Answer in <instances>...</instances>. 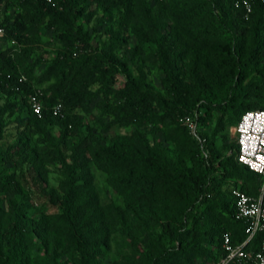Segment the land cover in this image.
I'll use <instances>...</instances> for the list:
<instances>
[{
  "label": "trees",
  "instance_id": "1",
  "mask_svg": "<svg viewBox=\"0 0 264 264\" xmlns=\"http://www.w3.org/2000/svg\"><path fill=\"white\" fill-rule=\"evenodd\" d=\"M56 1L0 0V140L13 117L20 127L17 149L0 151V264H118L105 258L122 226L115 245L126 264L219 260L226 234L234 244L246 239L232 189L256 195L261 186L238 162L236 140L226 155L216 137L246 111L264 110V1ZM155 69L161 93L149 81ZM35 88L41 117L29 102ZM57 103L63 116L52 112ZM113 126L133 130L104 144ZM91 163L123 207L100 198ZM26 165L34 175L25 195L38 185L47 196L32 200V215L10 188ZM51 166L64 175L57 187L43 185ZM263 238L247 247L260 250Z\"/></svg>",
  "mask_w": 264,
  "mask_h": 264
},
{
  "label": "built area",
  "instance_id": "2",
  "mask_svg": "<svg viewBox=\"0 0 264 264\" xmlns=\"http://www.w3.org/2000/svg\"><path fill=\"white\" fill-rule=\"evenodd\" d=\"M45 1L57 6L56 0ZM245 7L249 13L251 7L248 2L245 3ZM1 11L2 7L0 13ZM5 37L6 29L0 23V39ZM24 79L22 76L21 80ZM40 94V89L35 88L29 95L31 108L38 117L42 116L44 109ZM52 112L56 116H63L64 106L57 103L53 106ZM183 120L189 124L192 132L196 133L197 124L192 118L187 116ZM233 129L238 145L237 160L260 176L261 186L256 195L248 194L239 187L232 189V196L235 199L234 217L245 224L246 239L240 244H234L231 236L226 234L222 242L224 256L212 264H264V238L260 250L254 251L247 247L258 233L264 234V110L246 111Z\"/></svg>",
  "mask_w": 264,
  "mask_h": 264
},
{
  "label": "rangeland",
  "instance_id": "3",
  "mask_svg": "<svg viewBox=\"0 0 264 264\" xmlns=\"http://www.w3.org/2000/svg\"><path fill=\"white\" fill-rule=\"evenodd\" d=\"M169 4H173L175 0H170ZM13 11L12 8L7 10V13L10 14ZM3 15V11L0 13V17ZM91 28V27H90ZM136 39L132 38L130 42L128 43V46H134L136 44ZM94 43H97V39H94ZM5 42H0V46H4ZM55 45L50 35L45 36V44L44 48L48 50L54 49ZM129 69L135 74L136 65L134 63H129ZM162 78L163 75L159 71V69L153 70L149 74V81L151 83L152 91L155 93H161L162 92ZM4 103V97L0 95V104ZM14 122V117L10 119V121L5 125L4 131L6 134V138L0 140V151H10L14 152L17 149V142L19 140V132L18 128H20L16 123ZM88 127L94 129V131L97 134H100V127L96 126L95 124H92L91 122L88 124ZM57 128L54 129V132H57ZM133 128H124L119 126H113L112 129L102 134L103 143L108 144L110 140L116 135V134H124L129 133L132 131ZM22 142L25 143V145L36 149L37 144L34 139L29 138H21ZM216 142L219 148L222 149L223 154L230 155L231 150L229 148L230 144L235 142V135H234V129L233 126L229 129V132L227 133L226 137L223 138L222 134H219L216 137ZM91 165V172L95 177V182L99 191V196L103 201L106 202H112L115 205L118 206H124L122 197L118 194L117 191H115L111 186L108 185L106 181V176L95 167L93 163ZM25 174L26 176L23 179L18 180L14 179L12 183L10 184V188L15 191L21 198H23L22 203L26 206L27 212L29 215H32L38 208V206H33L32 200L36 202L38 205H40L43 201L47 200V196L44 194L41 187L38 185H35V190L32 195V198L30 199L29 196L25 195L23 191H26V188L28 186H32L33 180L32 177L34 175V172L26 165L25 167ZM64 179V175L60 172V169L57 166H51L50 167V173L48 175V181L43 183V185L47 187H57ZM20 198V199H21ZM5 204L4 200L0 199V205ZM125 233V227L122 226L119 228L118 232L113 236V239L111 241V251L109 255L105 258V262H112V261H118V264H126L127 263V257L128 254L126 253H118L116 248V242L119 241L122 236Z\"/></svg>",
  "mask_w": 264,
  "mask_h": 264
}]
</instances>
